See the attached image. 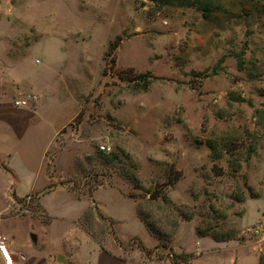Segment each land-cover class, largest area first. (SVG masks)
<instances>
[{
	"label": "rangeland",
	"instance_id": "1",
	"mask_svg": "<svg viewBox=\"0 0 264 264\" xmlns=\"http://www.w3.org/2000/svg\"><path fill=\"white\" fill-rule=\"evenodd\" d=\"M218 3L205 14L154 0H0V95L13 92L11 66L47 64L59 99L47 117L76 112L48 151V185L91 196L111 180L135 196L154 231L140 218L155 241L148 248L134 236L144 260L171 264L170 252L188 251L193 264H258L264 250V0ZM130 70L157 78L132 88L119 74ZM61 151L76 156L64 179ZM6 182L0 224L14 221V240L30 251L26 232L47 214L37 194L17 196ZM99 212L91 208L82 226L118 238ZM179 242L186 251L174 250ZM56 248L51 241L46 251Z\"/></svg>",
	"mask_w": 264,
	"mask_h": 264
},
{
	"label": "crops",
	"instance_id": "2",
	"mask_svg": "<svg viewBox=\"0 0 264 264\" xmlns=\"http://www.w3.org/2000/svg\"><path fill=\"white\" fill-rule=\"evenodd\" d=\"M6 76H9L8 81H11L9 83L12 84L13 92L11 96L6 95L4 88V93L0 95V162L4 166L0 164V181L6 180V183L12 184L17 196L37 194L40 205L48 216L46 220L38 219L41 229H29L26 232L25 237L30 234L33 239L35 246L30 250L33 252L19 247L18 242L14 240V221L0 224V229L6 232L10 239L7 245L12 253L13 264H24L22 261L29 256L25 253L30 254L32 258L25 261V264L169 263L155 259L144 260L136 242L130 245L134 242L132 237L136 235L148 248L154 246L155 241L137 215L136 200L129 197L128 192L115 184L116 182L110 180L96 186L91 196H78L70 190L68 184L49 187L52 177L47 168L48 151L56 144L58 132L76 112L69 119L60 121L47 117L59 104L54 84L57 76L49 65L36 67L35 70H29L21 64L17 67L13 65ZM24 91L38 93L39 99L33 107H15L12 104V98ZM2 155L5 156L1 158ZM56 157L57 155L54 156V162L57 166L59 158L60 178L64 179L70 173L76 156L72 152L64 154L61 151L58 158ZM92 200L105 216L114 220L115 232L122 244H119L114 236L102 241V238L100 240V237L82 226L80 220L86 209L93 204ZM130 228L131 231L124 236V232H127L125 230ZM146 239L152 240L151 243ZM51 241H58L62 248L46 251ZM127 244L128 248L125 247ZM28 245L31 246L29 243ZM179 245L175 243L174 250L180 247L186 251L180 242ZM59 256L61 260L58 259ZM1 261L3 262L2 258ZM187 264H193V260Z\"/></svg>",
	"mask_w": 264,
	"mask_h": 264
},
{
	"label": "trees",
	"instance_id": "3",
	"mask_svg": "<svg viewBox=\"0 0 264 264\" xmlns=\"http://www.w3.org/2000/svg\"><path fill=\"white\" fill-rule=\"evenodd\" d=\"M156 1L158 4H178V5H185V6H193V7H197L199 9H201V11L205 14L209 13L212 10H215L216 8H219V0H154ZM125 75H123V71H119V74L122 76V78H125L127 80H129L130 82H132V88H134V84H139L138 80L142 79L144 81V85L143 88H146L148 83L151 82L152 80L156 79L157 76H154L150 73H138V72H134L133 70L130 71H125ZM137 80V81H136ZM142 88V87H141ZM208 145L210 146L211 149H213V144L208 141ZM116 154L115 153H111L108 157L109 161L110 160H114L116 158ZM4 167V166H3ZM181 176L180 171L178 172V175L173 177L172 181L174 182L175 180H177L179 177ZM62 183H66V182H62ZM52 185H49V187H51ZM137 186V185H135ZM70 190L75 191L76 190L74 188H72L71 186H69ZM129 197L131 198H135V196H132L131 194L127 193ZM31 195V194H30ZM29 195V196H30ZM30 197H33L32 195ZM19 200H21V198H19ZM91 208H95L96 212L99 214V216L101 215V213L99 212V209L97 207V205H95V203H93L88 209H86V211L83 214V217L87 214V212L91 209ZM138 214L140 216L141 219H143V217L141 216V213L138 209ZM185 217V216H183ZM187 218V217H185ZM48 219V216L45 217L44 220ZM105 220H109L111 222H114L113 219L105 217ZM144 220V223L147 226V229L151 232L154 233L153 228L150 227V225ZM207 232H201V234H206ZM214 239L216 240H221L219 236H212ZM116 240L118 241L119 244H122L121 241L116 237ZM224 240V239H222ZM132 241H136V245L138 243V247H140L141 249H143V243L141 240H138V238L136 237H132ZM172 258L170 259L171 264H187L191 259L195 258V253L193 252H180V253H171ZM258 264H264V250L260 251L259 253V258H258Z\"/></svg>",
	"mask_w": 264,
	"mask_h": 264
},
{
	"label": "built area",
	"instance_id": "4",
	"mask_svg": "<svg viewBox=\"0 0 264 264\" xmlns=\"http://www.w3.org/2000/svg\"><path fill=\"white\" fill-rule=\"evenodd\" d=\"M38 100V94L36 92H20L16 95V97L13 99V103L17 107H26V106H32L36 101ZM99 148L103 152H110V147L101 144L99 145ZM7 237L4 234H0V256L4 262V264H13L14 260L12 257V253L8 248L7 245Z\"/></svg>",
	"mask_w": 264,
	"mask_h": 264
},
{
	"label": "water",
	"instance_id": "5",
	"mask_svg": "<svg viewBox=\"0 0 264 264\" xmlns=\"http://www.w3.org/2000/svg\"><path fill=\"white\" fill-rule=\"evenodd\" d=\"M58 259L61 260L62 258L59 256Z\"/></svg>",
	"mask_w": 264,
	"mask_h": 264
}]
</instances>
